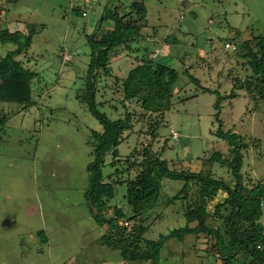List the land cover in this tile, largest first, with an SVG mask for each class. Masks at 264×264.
<instances>
[{
	"label": "rangeland",
	"instance_id": "obj_1",
	"mask_svg": "<svg viewBox=\"0 0 264 264\" xmlns=\"http://www.w3.org/2000/svg\"><path fill=\"white\" fill-rule=\"evenodd\" d=\"M107 1L6 2L9 14L5 23L11 31L36 28L29 56L18 57L40 73L45 92L42 105L29 109L0 101V117H4L0 121V264H148L124 260L118 250L108 246L102 239L105 227L98 224L87 198V166L93 159L87 142L102 125L75 97L88 73L93 49L90 38L103 35L99 21ZM110 1V9L117 7L122 12L123 6L129 7L134 1L144 2L143 29L158 41L152 42L148 57L154 58L166 48L164 39L175 25L181 24L198 35L186 38L174 52L191 53L181 71L190 66L192 75L212 92L203 91L181 72L185 88L175 94L174 106L165 113L155 141L157 149L166 145L163 158L199 171L210 153L229 152L228 143L216 134L220 123L215 103L220 96L231 93L234 84L228 74H240L241 65L236 66L235 60L228 58L223 40L237 32L246 36L264 34V0H196L192 11L181 0ZM204 42L218 49L205 47ZM14 48V43L0 41L2 55ZM64 49L62 55L72 58L66 64L62 63ZM136 63L131 55L119 58L112 64L113 76L105 80L97 77V100L105 102L99 109L111 119L124 117L126 111L115 77L127 76ZM102 85L107 86L105 90ZM237 91V97L222 102L223 127L245 135L248 141L261 140L259 144L249 142L243 172L246 179L264 180V104L253 108L247 92ZM126 105L135 113V132L126 134L119 146L123 158L139 144L154 141L151 134H138L140 129H149L148 120L141 118V106L134 101ZM177 133L179 138L174 137ZM227 171L217 164L218 176L229 178ZM183 182L166 179L162 195H176ZM189 196L187 204L179 200L175 205L163 203L156 207L146 221L150 227L146 237L158 239L161 233L185 225L186 216L197 213L194 189H190ZM217 202L218 199L208 208ZM261 222L264 225V206ZM195 224L197 221L191 222ZM207 242L204 234L188 235L183 242L171 240L163 249L161 264H219L213 251L208 253Z\"/></svg>",
	"mask_w": 264,
	"mask_h": 264
},
{
	"label": "trees",
	"instance_id": "obj_2",
	"mask_svg": "<svg viewBox=\"0 0 264 264\" xmlns=\"http://www.w3.org/2000/svg\"><path fill=\"white\" fill-rule=\"evenodd\" d=\"M193 1L196 0H181V3L192 11ZM6 2L9 0H0V10L6 11V18L0 20V41L3 44L14 43L16 48L6 55L0 53V101L17 103L29 109L42 105L45 92L40 73L19 58L29 56L36 28L29 32L24 29L11 31L5 23L9 14ZM110 2L107 1L99 21L103 35L98 39L96 35L90 38L93 49L88 73L82 86L76 89L75 97L102 125V129L94 130L87 142L93 157L87 166L90 181L87 198L98 224L103 229L105 227L102 239L111 249L118 250L124 260L161 264L163 249L169 241L183 242L188 235L198 237L204 234L208 237V253L213 251L219 264H264V225L261 222L264 180L246 179L243 172L244 152L249 148V142L259 144L261 140L254 138L248 141L245 135L225 130L221 119L223 100L237 97L238 89L247 92L254 103L253 108L264 104V34L246 36L237 32L234 37L224 38L222 47L228 49V58L235 60L236 66L241 65L242 71V74L241 71L240 74H228L234 87L231 93L220 96L215 103L216 120L220 123L216 134L228 143L229 152L217 150L210 153L204 158L202 169L193 171L180 161L163 158L166 145L157 149L155 141L165 113L174 106L175 94L185 88L181 72L189 75L203 91L212 92L192 75L190 66L181 71L191 53L174 52V48L185 43L186 38L198 35L184 29L181 24L175 25L174 31L170 30L164 39L166 48L160 49L154 58L148 57L152 42L158 41L148 37L146 29H143L144 2L134 1L129 7L123 6V12L117 7L110 9ZM210 42H204L203 46L217 50L218 46ZM65 51H61V55ZM139 51L140 55H132ZM129 55L137 63L127 76L115 77L117 90L122 94L121 103L126 108L125 115L111 119L99 109L105 102L97 100V92L100 91L97 77L105 80L113 76L112 64ZM70 61L71 57L62 59L63 64ZM101 87L105 90L107 86ZM35 93L40 96L36 98ZM128 101L139 104L143 109L141 118L148 120L149 129H140L138 134H151L154 141L139 144L128 157L123 158L119 146L126 134L135 132V113L127 109ZM3 120L4 117H0V121ZM217 164L225 167L231 176H218ZM166 179L184 181L176 195H162ZM191 188L197 196V213L193 217L187 215L185 225L169 233H161L158 239L146 237L145 233L150 229L146 221L151 212L163 203L175 205L180 200L187 204ZM216 199L217 204L209 209V204ZM192 221H197V224L191 225Z\"/></svg>",
	"mask_w": 264,
	"mask_h": 264
},
{
	"label": "built area",
	"instance_id": "obj_3",
	"mask_svg": "<svg viewBox=\"0 0 264 264\" xmlns=\"http://www.w3.org/2000/svg\"><path fill=\"white\" fill-rule=\"evenodd\" d=\"M5 18H6V11L4 9H2V10H0V20H4ZM227 46H233V47H235V45H232V44H227ZM69 59H70V55L66 54L64 56V60H69ZM174 137L175 138H179V133L175 134Z\"/></svg>",
	"mask_w": 264,
	"mask_h": 264
}]
</instances>
